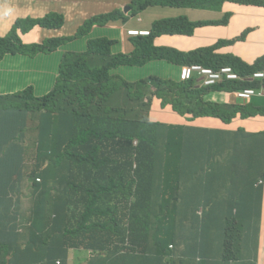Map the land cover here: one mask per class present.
I'll return each instance as SVG.
<instances>
[{"label": "trees", "instance_id": "1", "mask_svg": "<svg viewBox=\"0 0 264 264\" xmlns=\"http://www.w3.org/2000/svg\"><path fill=\"white\" fill-rule=\"evenodd\" d=\"M211 1L155 0V4L161 14L166 6L207 8ZM119 19L134 21L135 27L141 20L142 27L152 29L150 36L136 40L131 55L115 51L118 40L89 37L84 51L64 54L49 93L36 96L29 87L0 95V264H68L70 250L80 245L90 251L87 264H206L219 257L217 264H231L258 248L264 187L252 188L264 177V130L167 125L150 121L144 112L150 111L157 96L164 107L192 122L213 116L229 124L238 115L264 114L259 102L222 105L211 99L217 91L264 87V78L245 79L264 69V57L251 65L234 55L216 54L215 46L190 52L156 47V35L191 34L196 26L210 23L193 22L187 16L152 21L131 13L124 18L116 10L89 18L75 35L46 38L39 44L26 45L16 32L7 43L0 42V60L8 53L51 52L89 36L94 25ZM18 21L22 33L34 25L61 28L65 23L59 13ZM161 58L215 69L231 65L244 79L199 86L197 77L131 79L112 71ZM75 90L80 106L70 107L67 93ZM89 94L104 102L93 121L91 113L80 112L89 106ZM211 142L215 146L202 148ZM236 176L244 179L246 195L240 199L236 186L229 185ZM26 178L33 182L34 208L29 238L22 242L11 223ZM120 212L129 217L127 227ZM189 228L194 231L188 233Z\"/></svg>", "mask_w": 264, "mask_h": 264}, {"label": "crops", "instance_id": "2", "mask_svg": "<svg viewBox=\"0 0 264 264\" xmlns=\"http://www.w3.org/2000/svg\"><path fill=\"white\" fill-rule=\"evenodd\" d=\"M131 1L132 0H6L2 2L0 0V32H3L7 26L17 20H22L27 17L41 18L49 13H59L62 14L65 19V23L61 28L47 29L35 25L24 33L18 29V36L25 44L39 43L50 37L72 36L77 33L80 26L91 16L99 15L98 13L105 14V12L110 13V11L123 10L125 5L129 4ZM225 1H227V3L223 4ZM261 1L264 0H244L242 2L231 0L220 2L218 0H212L208 3L213 4L211 7H164L161 14H159L158 6L156 5L153 11L140 15L151 17L152 21L174 16H187L189 20L193 22L208 21V23H210L196 26L191 34L161 33L154 37V45L156 47L174 48L180 52H190L199 48L215 46L214 52L216 54L234 55L252 65L260 58L264 57V3H261ZM217 3H220L219 7L215 6ZM7 11H11L12 20L5 19L4 14H6ZM136 21L140 24L138 27L131 26L126 29L121 27H106L109 23L114 24L118 21H111L104 26L94 25L89 36L68 41L64 46L48 53H37L33 56L21 53L6 54L0 60V95L13 94L29 87H32L35 92L47 91L52 86L51 80L55 75L58 64L61 66L64 52L68 50L77 52L84 51L87 48L89 37L110 38V34L117 33V39H110L118 40L116 43L118 47H120L121 50H125L127 49V45L124 43V36L127 34L128 41L131 45L128 49L133 52L134 48H136V40L138 37L130 35L128 29L152 30L150 27H142L141 20ZM123 22L127 23L126 20ZM242 34H245L244 38H240ZM221 41L231 42L218 44ZM141 66L154 72L167 70L174 79L175 76L177 79L181 70V64L168 59H153ZM254 70H257L255 66ZM260 71H264V69ZM119 72L124 73L122 71ZM149 75L159 76L155 73L148 74L147 76ZM49 76L51 77L49 78ZM263 78L264 77L255 78L253 80ZM258 91L259 95L257 97L253 96L250 102H259L264 105V87L260 88ZM211 98L222 105L244 104V100L237 97L234 93H225L222 91L212 94ZM259 114L263 115L264 119V114ZM256 116L246 118H254ZM237 117L234 118V120L237 119ZM150 119L178 125H184L182 120H188L185 116L172 110L170 106L162 107L161 99L157 97L153 99ZM239 119L240 117L236 123L233 122V120L231 123L225 124L220 121V118L203 116L196 118L194 122H196V126L203 125L218 130H224L226 128L234 130L239 127H244L248 131H263L255 130L254 126L264 124V122L252 124L251 128H249L246 124V119L241 118L242 122H239ZM211 146H215V144L212 142L207 143L203 145L202 148H210ZM32 185L33 182L30 179L26 178L24 180L21 204L14 215L15 219L11 223L12 226H16L22 242L28 240L30 233L32 211L34 208ZM229 185L231 187L234 185L236 186L235 194L238 199L246 195V191L243 189V178L238 176L230 178ZM260 185L264 187V179L262 184H260L258 180L255 181L252 189H256ZM192 231L194 230L188 229V233ZM203 233L206 234L205 231H203ZM71 252L72 256L71 259H69ZM70 253L68 264L69 260L71 264H81L83 262L87 264L90 251L87 252L82 245L72 248ZM248 253L250 254L248 259L231 261L230 263L264 264V207L261 213L258 248H252L248 250ZM179 254L180 247L176 246V262ZM219 261H221L220 257L213 261H207L206 264H217ZM40 264H45V262H41Z\"/></svg>", "mask_w": 264, "mask_h": 264}, {"label": "rangeland", "instance_id": "3", "mask_svg": "<svg viewBox=\"0 0 264 264\" xmlns=\"http://www.w3.org/2000/svg\"><path fill=\"white\" fill-rule=\"evenodd\" d=\"M143 1H145V0H143ZM226 3H227V1L223 2V4H226ZM219 4L220 3H217L215 6L219 7ZM105 13H108V12H105ZM98 14H100V13H98ZM4 17L7 20H12V16L9 15V14H4ZM135 25H136V23L134 21H130L128 23H124L122 20L119 19L117 23H114V24L113 23H109L106 27H113V28L121 27L123 29H126L128 27L135 26ZM19 26H20V24H19L18 20L14 21L9 26H7L6 29L3 32H0V35H2V36H0V37H2L0 39V42L7 43L9 41V39L12 37V35L17 32V30L19 29ZM109 37L112 38V39H117V33H112V34H110ZM116 43L113 46L115 48V51H118V52L119 51H121V52L123 51L122 53H124L126 55H131L133 53V52L129 51V49H128V48L131 47V45H130V43L128 41V35L127 34H125V36H124V43L127 45V49L121 50L120 47H118V45ZM135 49L136 48H134V50ZM187 52H189V51H187ZM90 59L93 60L94 58L90 57ZM59 66H60V64H58V66L56 68V71H55V75H54L53 79L51 80L52 86L54 85V83L56 81V77H57L58 72H59ZM138 67H140V68H138ZM112 71L113 72L122 71L131 79H140V78H143V77H147V75L151 74V73L158 74L162 78H167V77L173 78L167 70L154 72V71H151V70H149V69H147L145 67H142V66H124V67H119V68H113ZM50 77L51 76H49V78ZM175 78H176V76H175ZM174 81H176V80L174 79ZM162 84H163L162 85V89H166L167 85L165 83H162ZM52 86H51V88H52ZM173 87L176 88V86H174V85H173ZM51 88L48 89L47 91H44V92L43 91H41V92H37L36 91L34 95L39 96V95L45 94V93L49 92L51 90ZM92 89H93V87H89L88 88L89 91H91ZM67 94H68L67 95L68 105L70 107L72 105L80 106V103H78L79 96L77 95V90H75L74 92L68 91ZM92 96H93L92 94L88 95V98L90 99L89 106L86 107V108H80V112L85 111V112L91 113V116H89L91 121H93V116L94 115H99L100 114L99 107H103L104 106V102L102 100L91 99ZM257 96L258 95H255V97H257ZM239 117H240L239 122H242V119H246L247 120L246 124H247V126L249 128H251L252 124H259V123H263L264 122L263 115H260V114L257 115L254 118H243L241 116H238L237 119H235L233 122H235V123L238 122V118ZM182 123L183 124H188V125L196 124V122H192L190 120H182ZM243 126H245V125H243ZM254 129L255 130H264V124L255 125ZM95 141H96V143L99 142V137L98 136L95 138ZM240 182H241V180H240ZM184 193L186 195H188V196H194L195 195L194 192L189 191V190H184ZM132 203L133 202H131L129 204V207L132 205ZM119 217L123 219V226L127 227L128 224H129V217L128 216H124V214L122 212L119 213ZM233 223H236V221H233ZM125 245L126 246L130 245V243L128 241H126ZM71 256H72V252L70 253V258L69 259H71ZM198 259H201V257L198 256ZM69 264H71L70 260H69ZM81 264H86V262H83Z\"/></svg>", "mask_w": 264, "mask_h": 264}, {"label": "built area", "instance_id": "4", "mask_svg": "<svg viewBox=\"0 0 264 264\" xmlns=\"http://www.w3.org/2000/svg\"><path fill=\"white\" fill-rule=\"evenodd\" d=\"M148 30H136L129 29V34L139 35V34H148ZM264 72H255L252 76H249L245 79L253 80L257 77H263ZM194 77H197L198 80H204V84L210 85L215 84L216 82L222 81L224 79L237 80L244 79L238 72H236L231 65L222 66L218 69L204 67L202 64L193 63V64H182L179 74V78L182 81L190 80ZM235 94L244 99L249 100L252 95L256 94V91L251 88H246L244 90H238ZM40 180V179H39Z\"/></svg>", "mask_w": 264, "mask_h": 264}, {"label": "clouds", "instance_id": "5", "mask_svg": "<svg viewBox=\"0 0 264 264\" xmlns=\"http://www.w3.org/2000/svg\"><path fill=\"white\" fill-rule=\"evenodd\" d=\"M2 2H5L6 0H1ZM166 7H175V6H166ZM177 7V6H176ZM120 11H122V10H120ZM6 14H9V15H11V11H7V13ZM174 17H176V16H174ZM28 18V17H27ZM168 18H171V17H168ZM25 19V18H24ZM163 19H165V18H163ZM159 20H161V19H159ZM123 21V20H122ZM35 26V25H34ZM40 26V25H39ZM42 27V26H41ZM32 28V27H31ZM30 28V29H31ZM43 28H45V27H43ZM47 29H56V28H47ZM29 30V29H28ZM136 30H147V29H136ZM21 31V30H20ZM149 31V33L148 34H139V35H132V36H135V37H147V36H150L151 34H152V30H148ZM128 33H129V29H128ZM172 34H175V33H172ZM131 35V34H130ZM157 36V35H156ZM56 37H58V36H56ZM51 38V37H50ZM42 42V41H41ZM41 42H39V43H41ZM39 43H30V44H39ZM67 43V42H66ZM65 43V44H66ZM30 44H26V45H30ZM64 44V45H65ZM63 45V46H64ZM61 47V46H60ZM59 48V47H58ZM174 49V48H173ZM69 51V50H68ZM68 51H65L64 52V54L66 53V52H68ZM40 53H45V52H40ZM9 54V53H8ZM64 54H63V57H64ZM26 55V54H25ZM63 57H62V60H63ZM161 59H164V58H161ZM153 60V59H152ZM151 60V61H152ZM61 63H62V61H61ZM258 72H264V71H258ZM264 77V76H263ZM177 78H179V76L177 77ZM257 78H261V77H257ZM173 79V78H172ZM176 79V78H175ZM200 82V83H199ZM219 82H221V81H219ZM216 83H218V82H216ZM215 83V84H216ZM198 85L199 86H209V85H206V84H204V80H198ZM210 85H214V84H210ZM251 89H254V88H251ZM255 91H256V94H258L259 93V91L258 90H256V89H254ZM20 92V91H19ZM219 92H222V91H217V92H215V93H219ZM223 92H225V93H234L235 94V92L236 91H223ZM17 93V92H16ZM214 94V93H213ZM256 94H254V95H252L251 96V98L253 97V96H255ZM212 96V95H211ZM237 96V95H236ZM155 97H157V96H154L153 97V99L155 98ZM238 97V96H237ZM158 98V97H157ZM240 98V97H239ZM251 98L249 99V100H244V104L243 105H249L251 102H250V100H251ZM153 99H152V103H153ZM160 99V98H159ZM212 99V98H211ZM242 99V98H241ZM146 100L148 101V99L146 98ZM212 100H214V99H212ZM215 101V100H214ZM152 103H151V108H150V111L147 113V112H144L145 114H146V116H147V118L150 120V121H152V122H158V123H163V124H167V125H178V124H173V123H168V122H164V121H153V120H151L150 119V112H151V109H152ZM161 104H162V100H161ZM162 107H164L163 105H162ZM175 111V110H174ZM178 113V112H177ZM181 115V114H180ZM40 179V180H39ZM263 179H264V177H260V178H258L257 180H258V182L260 183V184H262V182H263ZM256 180V181H257ZM37 181H41V178H37ZM200 213L202 212L201 210L199 211ZM260 223H261V216H260ZM259 230H260V225H259ZM258 244H259V235H258ZM253 248H255V247H253ZM171 249H173V247H172V245H171ZM252 249V248H251ZM255 249H257V248H255ZM250 250V249H249ZM247 253H248V251H247ZM249 256H250V254L248 253V258H249ZM247 258V259H248ZM246 260V259H245ZM238 261H242V260H238ZM229 262H231V261H229ZM233 262V261H232Z\"/></svg>", "mask_w": 264, "mask_h": 264}, {"label": "flooded vegetation", "instance_id": "6", "mask_svg": "<svg viewBox=\"0 0 264 264\" xmlns=\"http://www.w3.org/2000/svg\"><path fill=\"white\" fill-rule=\"evenodd\" d=\"M156 4L154 0H132L129 4H126L122 13L124 18L131 13L135 15L146 14L154 10Z\"/></svg>", "mask_w": 264, "mask_h": 264}]
</instances>
